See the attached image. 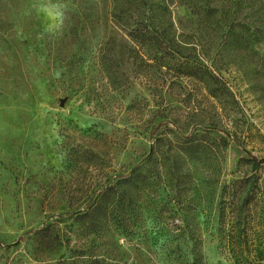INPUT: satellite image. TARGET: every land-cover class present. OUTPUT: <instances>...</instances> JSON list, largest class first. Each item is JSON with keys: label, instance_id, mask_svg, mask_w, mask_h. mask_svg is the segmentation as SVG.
<instances>
[{"label": "rangeland", "instance_id": "obj_1", "mask_svg": "<svg viewBox=\"0 0 264 264\" xmlns=\"http://www.w3.org/2000/svg\"><path fill=\"white\" fill-rule=\"evenodd\" d=\"M29 2L0 0V264H264V0H71L55 39ZM135 165L123 234L79 226Z\"/></svg>", "mask_w": 264, "mask_h": 264}, {"label": "trees", "instance_id": "obj_2", "mask_svg": "<svg viewBox=\"0 0 264 264\" xmlns=\"http://www.w3.org/2000/svg\"><path fill=\"white\" fill-rule=\"evenodd\" d=\"M134 36H137V34H135ZM228 37L230 40H234L238 47H245L249 43H256V41H258V39H256V35H254L252 39L247 40L246 37L243 36V33L235 31H231ZM155 41L158 42L157 37H154V42ZM157 45L159 46V44ZM201 66L200 67L202 69H200L199 78L207 86L209 92L215 96L228 93V88L225 82L222 81L220 77L216 75L211 69H209L207 65L202 63ZM197 73L198 72L190 69L186 71L185 74L198 76ZM151 155L152 154L148 156V159H151ZM139 168V165H135L128 174L123 175L119 180H113L108 183V187L104 189L99 195L97 194L84 210L75 212L73 218L75 219V221L79 222V226H83V229L85 228L90 230L89 233H95L96 231L98 232L100 230V226H102L101 224L108 221L110 226L117 228L115 232H118V234H123V212L129 213V211H132V208L130 207L132 199H130V197H126L127 199L125 198V195L130 194L128 188L130 187L131 189H138V183L141 182L148 185V182L146 181L147 176L141 173ZM125 190L126 192H124ZM125 199L126 201H124ZM244 201L247 202V199H245ZM125 202L126 204H124ZM129 207L131 208V210ZM120 226H122L123 228ZM48 231V227H43L37 229V231H33L32 233H35L39 236L38 239L40 240V243L46 241L52 244L55 248L57 246L55 245V243L57 241H61L60 237L56 235V233H50ZM62 261L63 262L61 264H74V260L71 261L63 258ZM87 263L117 264L112 262H105L103 260L97 259L96 257L92 258V256L89 257Z\"/></svg>", "mask_w": 264, "mask_h": 264}, {"label": "clouds", "instance_id": "obj_3", "mask_svg": "<svg viewBox=\"0 0 264 264\" xmlns=\"http://www.w3.org/2000/svg\"><path fill=\"white\" fill-rule=\"evenodd\" d=\"M27 9L40 19L44 35L53 39L64 35L72 11L71 0H30Z\"/></svg>", "mask_w": 264, "mask_h": 264}]
</instances>
